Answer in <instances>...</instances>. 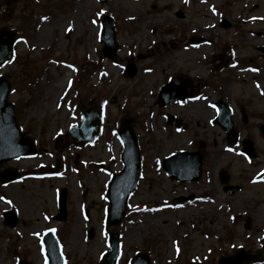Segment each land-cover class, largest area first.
<instances>
[{
    "label": "rangeland",
    "instance_id": "obj_1",
    "mask_svg": "<svg viewBox=\"0 0 264 264\" xmlns=\"http://www.w3.org/2000/svg\"><path fill=\"white\" fill-rule=\"evenodd\" d=\"M103 15L116 22L119 52L112 60L102 53ZM255 16L263 21L252 24ZM0 27L19 36L16 57L0 67V77L13 82L9 100L21 137L36 149L0 167L19 173L14 182L0 180V264H46L41 238L49 231L65 264L102 262L112 232L120 234L117 264H130L138 253L153 264H219L239 249L253 255L262 249L264 54L257 47L264 45V0H0ZM193 36L208 42L194 46ZM219 57L227 63L216 71ZM131 65L136 74L127 76ZM183 75L194 97L160 107V89L171 79L180 85ZM220 99L233 111L236 145L212 124ZM88 109L101 115L98 136L90 144L74 142L69 131ZM124 118L133 121L142 170L124 221L108 227L109 182L123 169ZM244 141L253 143L255 160L241 153ZM182 151L203 156L199 181L179 183L166 174L164 160ZM223 170L228 185L241 188L233 196L223 191ZM64 190L67 219L58 222ZM5 215H16L14 228ZM74 233L80 246L71 244Z\"/></svg>",
    "mask_w": 264,
    "mask_h": 264
},
{
    "label": "water",
    "instance_id": "obj_2",
    "mask_svg": "<svg viewBox=\"0 0 264 264\" xmlns=\"http://www.w3.org/2000/svg\"><path fill=\"white\" fill-rule=\"evenodd\" d=\"M105 3L108 0H99ZM182 16V14H179ZM103 33L101 41L105 47L103 50L104 56L107 59H114L117 56L119 47L116 41V29L114 20L106 16L102 19ZM18 38L17 33L0 28V66L9 63L15 56L14 46ZM129 76L136 74V69L131 66L127 70ZM12 92V83L6 77H0V167L21 156H29L35 153V146L31 140L23 137L21 142H18L21 131L16 119L14 106L9 102V96ZM189 95L174 83L167 84L159 93L158 104L161 107L167 106L169 103L185 100ZM220 116L216 120L228 135L230 144H235L238 140L237 131L234 129L232 123L231 112L227 107L220 102L218 104ZM100 115L94 111H87L84 116V123L81 129L74 128L70 132V136L74 141L92 142L97 136L99 130ZM173 121L172 117L168 118V122ZM133 121L130 119H123L121 129L119 131L120 138L124 145L122 154L123 170L120 174L113 176L108 189V225L118 226L124 220L127 207L128 198L133 194L137 188L139 177L141 174V152L138 139L133 129ZM244 151L250 158H255L254 148L252 143H244ZM202 157L193 153H181L174 155L165 160L164 169L171 179L178 182H193L198 181L202 176ZM18 174L13 170H5L0 173V179L5 182L15 181ZM222 182H228V175L225 172L221 174ZM239 187L226 186L225 192L231 195L239 191ZM67 199V192L63 191L60 198V215L57 217L58 221L66 220L65 203ZM5 225L15 227L17 225V218L14 215H6ZM93 238V231L90 233ZM48 264H64V258L61 255L60 245L52 233L47 234L43 238ZM110 251L104 258V262L100 264H116L120 254V239L118 233H113L110 237ZM246 263H261L264 262V250L257 255H241L237 260L230 262L225 260L221 264H243ZM27 264V263H22ZM131 264H151L150 258L147 254L137 255Z\"/></svg>",
    "mask_w": 264,
    "mask_h": 264
},
{
    "label": "bare ground",
    "instance_id": "obj_3",
    "mask_svg": "<svg viewBox=\"0 0 264 264\" xmlns=\"http://www.w3.org/2000/svg\"><path fill=\"white\" fill-rule=\"evenodd\" d=\"M82 16H83V13H82ZM146 57H148V54H145ZM144 56V57H145ZM58 87L57 85L54 86V88ZM213 171V172H212ZM215 172V167L214 165L212 164L211 165V180H213V173ZM264 186V184L262 185ZM81 220V215H80V212H78V219H77V224H76V228L79 227V221ZM143 220V216H142V219ZM140 223V220L138 221H134V225H138ZM47 226V224H46ZM45 228V227H44ZM29 233H33V229L31 228L29 230ZM71 244L73 246H80L81 245V238L77 235V233H74L73 236H72V239H71Z\"/></svg>",
    "mask_w": 264,
    "mask_h": 264
},
{
    "label": "flooded vegetation",
    "instance_id": "obj_4",
    "mask_svg": "<svg viewBox=\"0 0 264 264\" xmlns=\"http://www.w3.org/2000/svg\"><path fill=\"white\" fill-rule=\"evenodd\" d=\"M259 37H261L262 36V32H257L256 33ZM261 47H264V45H262V46H258L257 48H258V50L260 51V49H261ZM227 56V55H226ZM228 58V57H227ZM219 59L221 60V61H223L222 62V66H223V69L226 67H224V65L227 63L226 61H225V59L224 58H221V57H219Z\"/></svg>",
    "mask_w": 264,
    "mask_h": 264
}]
</instances>
